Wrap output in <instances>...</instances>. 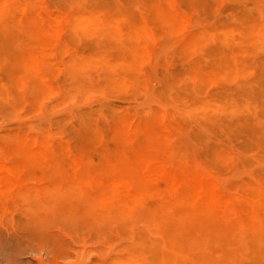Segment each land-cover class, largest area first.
<instances>
[{"label":"bare ground","instance_id":"6f19581e","mask_svg":"<svg viewBox=\"0 0 264 264\" xmlns=\"http://www.w3.org/2000/svg\"><path fill=\"white\" fill-rule=\"evenodd\" d=\"M90 86L160 103L105 107L112 129L81 108L0 133L4 210L105 241L113 224L125 241L93 264H264V0H0L1 99L33 111Z\"/></svg>","mask_w":264,"mask_h":264},{"label":"rangeland","instance_id":"374dc122","mask_svg":"<svg viewBox=\"0 0 264 264\" xmlns=\"http://www.w3.org/2000/svg\"><path fill=\"white\" fill-rule=\"evenodd\" d=\"M57 101H59L57 96L51 97L50 100H41L31 111L19 106L15 100L0 98V133L22 129L37 121L49 122L55 118H68L81 108L93 110L87 112L85 116H79L81 122L94 121L102 128L112 129L105 107L160 103L151 92L138 91L137 95L130 98L117 94L107 95L93 86L89 87L88 95L79 101L59 103ZM160 131L159 127L154 129L155 133ZM129 135L136 139L132 134ZM210 136L205 131L201 142H195L189 134L184 133L174 147L178 151L188 147L196 154L201 146H206L210 141ZM230 143L233 145L232 141ZM236 170L239 175L245 169L238 167ZM221 179L223 178H218L219 181ZM225 181L222 180L221 185L226 190ZM105 227L108 231V241L95 236L93 232L95 227L91 229L87 219L63 213L59 215L42 206H38L34 211L13 206L12 213L9 214L0 205V264H93L99 258L109 257L115 247L125 241L117 234L113 224H106Z\"/></svg>","mask_w":264,"mask_h":264}]
</instances>
